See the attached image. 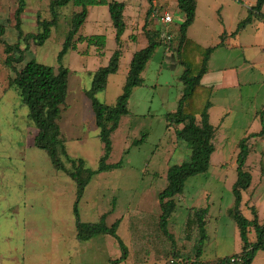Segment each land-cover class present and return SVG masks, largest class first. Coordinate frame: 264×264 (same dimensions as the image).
<instances>
[{
    "label": "rangeland",
    "instance_id": "374dc122",
    "mask_svg": "<svg viewBox=\"0 0 264 264\" xmlns=\"http://www.w3.org/2000/svg\"><path fill=\"white\" fill-rule=\"evenodd\" d=\"M115 1L124 4L127 25L122 36L124 41L119 47L121 55L118 70L108 77L105 89L95 95L98 102L106 105H113L121 94L133 54L147 45L138 21L142 19L144 22L146 10L141 6L144 7V2H147L149 8L148 0ZM225 1L228 0H199L200 13L204 16L208 28L213 25L218 30L223 26L218 21L223 15L221 12L219 14V7L224 9L226 16L228 11L237 6L231 4L228 7L223 4ZM252 1L245 0L246 3ZM49 2L50 0H24L25 8L21 16L24 33L37 32L38 15L42 19H51ZM167 3L166 0H157L154 6L158 8V13L162 12L159 7L162 6L163 9V5L166 6ZM213 4L215 6L212 8ZM16 7L17 0H0V25L5 28L3 40L9 44L17 42L14 30ZM173 9L170 10L176 11V6H173ZM78 11L79 8L72 4L63 8L56 26L52 28L49 38L43 45L37 46L33 42H29L28 45L22 43L21 48L27 47V51L24 53L23 62L16 64L15 68L19 70L29 60L34 59L54 69L63 66L69 70L68 96L61 115L60 132L69 156L84 160L87 168L96 170L103 150L97 136L98 128L94 123L91 102L85 91L90 88L92 73L108 64L117 47L108 7L88 6V14L78 37L102 35L106 38L105 49L97 52L95 47L88 48L87 43L76 41V49L67 51L59 62L57 55L70 28L72 15ZM134 17L137 18L136 23ZM181 21V15L178 13L176 25ZM227 22L225 19L224 24ZM256 24L260 45H264V22L259 19ZM176 25L171 24L169 27L161 24L157 27L154 25V28L160 30V38L166 42L167 35L172 36L171 40L174 39L175 30L172 28ZM211 30L215 32V29ZM208 32L212 33L210 30ZM174 41L173 46L176 44ZM4 59L3 45L0 44V264H25L28 255L29 258L34 255V247L31 251L27 248L25 250V233L28 229L21 224V219L12 207L20 197L18 190L28 185L29 179L23 177L27 171L31 169L30 174L34 171H45V176H50V172L57 170L54 169L46 152L33 146L37 129L27 117L28 109L20 102L18 89L13 83L15 75L4 64ZM259 71L260 75L261 72L264 74V66L259 67ZM254 72L256 73H249L245 79L255 86L263 84L255 87L259 88L256 100L246 97L247 89L241 93L230 92L227 106L234 113L217 133L215 153L210 160L208 171L188 178L182 195L176 198V211L166 224V230L172 236L173 243L163 235L160 228L156 230L159 240L155 245L163 249L161 252L163 260L169 254L166 250L170 245H174L173 247L178 250V253L173 252V256L177 254L181 255L180 257H192L191 252L198 239L197 232H193L188 241L184 237L187 210L192 207L208 209L205 227L207 237L201 255L204 259L213 260L220 256L240 254L242 242L231 212L234 208L233 185L237 180V144L244 134L242 131L247 127L248 136H256L249 141L251 152L244 169L251 175L252 180L249 188L242 192L240 210L248 220L253 218L254 210L258 221L264 222V135L258 136L264 131V117L262 120L250 118L251 110L254 108L260 110L261 105H264V76H259L257 70ZM181 74L182 68L176 63L174 52L165 51L163 46H159L141 74L142 85L135 88L130 96L129 114L120 119L118 129L111 135L112 151L107 163L121 162V166L97 173L96 179L91 182L98 191L96 196L101 195L104 198L102 203L96 205V210L99 208L100 213L106 211L100 209V206L111 208L113 199L116 200L115 217L105 221L107 226H112L116 219L123 218V222L119 228L117 225L116 230L120 243L112 236H108L115 264L125 259V263H140L138 261L140 245L134 240L138 235L136 229L143 225L139 221L142 219V222L146 220L151 223V219L154 220L152 215L156 213L155 206L158 209L157 195L167 186L168 168L190 159L191 152L187 144L176 139L174 130L167 127L165 118L166 114L174 112L177 108L183 88ZM255 74H258L257 77ZM140 139L143 141L133 145ZM159 211L158 209L157 212ZM150 229L152 230V226ZM249 238L254 240L253 232L249 234ZM154 255L148 253L146 260L154 261ZM34 260L33 256L32 262ZM251 264H264V251H258Z\"/></svg>",
    "mask_w": 264,
    "mask_h": 264
},
{
    "label": "trees",
    "instance_id": "16d2710c",
    "mask_svg": "<svg viewBox=\"0 0 264 264\" xmlns=\"http://www.w3.org/2000/svg\"><path fill=\"white\" fill-rule=\"evenodd\" d=\"M149 8L142 27V33L147 41L145 48L136 51L129 64V69L122 87V92L113 105H106L96 100L95 95L105 89L108 77L117 72L121 55V37L126 30L124 18V4L115 0H50L48 9L51 19H42L37 16V32L24 33L22 30L21 16L24 12V0H17L14 11V30L17 35L15 44L6 43L3 40L5 28L0 25V44L3 45L5 55L4 64L10 68L15 77L13 83L18 89L20 102L27 107L28 119L34 124L37 133L34 136L33 146L43 150L48 155L53 167L57 171L66 173L76 185V199L73 206L75 226L78 241H88L94 236L106 234L120 239L116 234L118 221L112 226H107L102 217L96 223H82L78 214V202L91 178L97 173L107 172L121 166V162L108 164L112 151L111 135L118 129L119 121L129 114L128 101L133 90L142 85L141 74L154 51L163 46L166 50L174 52L176 63L182 68L180 81L182 92L174 112L166 114L167 127L174 130L176 139L187 144L191 155L189 161L179 165H172L166 173L167 186L158 194V203L161 210L159 228L167 239L172 236L166 230L167 221L172 217L177 208V200L183 193L184 184L190 177L205 174L210 166V158L215 149L217 129L209 123L208 111L211 107V89L201 84L203 75L207 72L209 58L214 49L224 42V35L217 46L203 48L187 37V30L195 19L196 0H177V10L182 21L177 25L174 39L163 41L160 38V30L154 28L155 21L159 18L158 8L153 5V0H148ZM72 4L79 8L71 18V24L66 33L62 49L57 55L60 62L69 50L76 49V41L87 43L88 48L95 47L98 52L106 47V38L102 35L78 37L79 30L86 20L88 6L106 5L108 7L112 27L115 31L114 42L116 49L112 53L108 64L95 70L91 77V85L85 91V95L91 102L94 114V123L98 128V138L102 144L103 153L99 158L96 170L86 167L84 160L74 159L67 153L65 140L59 128V121L63 107L68 96L69 70L63 66L54 69L50 66L38 63L34 59L29 60L19 70L15 68L24 60L27 47L21 48V44L29 42L41 46L49 38L52 28L57 24V19L63 8ZM264 0H256L254 6L247 10V17L240 21L236 30L231 34L235 36L253 20H264L262 7ZM162 7V6H161ZM160 10L162 11L163 9ZM164 8V7H163ZM153 24V25H152ZM175 40V41H174ZM176 44L173 46L172 42ZM264 111L260 113L262 120ZM264 135L261 131L258 136ZM256 135H249L241 139L237 144V180L233 185L234 208L231 215L238 226L242 248L239 255L240 264H251L258 251H264V222L260 223L253 210V218L246 219L240 210L242 192L251 184V175L245 171L244 165L251 152L249 141ZM137 140L133 145L142 142ZM69 165V166H68ZM254 208V207H253ZM207 208H189L185 222V239L188 241L193 232H197V241L194 243L192 257H180L192 261V264H224L228 257L219 258L213 262L201 261L202 248L206 240ZM253 232L254 240L249 234ZM172 241V240H171ZM173 243V241H172ZM174 246V245H173Z\"/></svg>",
    "mask_w": 264,
    "mask_h": 264
},
{
    "label": "crops",
    "instance_id": "0c3cea01",
    "mask_svg": "<svg viewBox=\"0 0 264 264\" xmlns=\"http://www.w3.org/2000/svg\"><path fill=\"white\" fill-rule=\"evenodd\" d=\"M166 1H168L166 5L168 7L163 5V9H167L171 16V21L166 25L170 27L171 24H177L175 21L179 12L177 10V0ZM156 3L157 0H153V5ZM255 3L256 0H253L251 3H246L245 0H228L223 2V4L228 7H230L231 4L237 6L233 7L231 11H228L226 16L224 15V9L219 7L218 12L219 14L221 12L223 15L218 21L223 26H220L217 30L216 27L212 25L211 28H213V30L215 29V32H213L211 28L207 27V22L202 13H200L199 0H196L195 19L187 30V37L203 48L217 46L221 41V36H225L223 44L216 47L212 52L208 61L207 72L201 79V84L211 89V107L208 111V116L209 123L217 129L216 138L219 129L223 125H226L230 115L234 113L233 110L227 106L230 101V92L233 93L238 91L241 93L243 90L247 89L246 97L250 98V100H256L259 88L256 89L255 87L263 85L260 83L259 86H255L254 83L246 81L247 79H245L248 77L249 73H256L254 72L256 70L259 76H264L262 72L260 75L259 71V67L264 66V45H260L258 26L256 24L257 20H253L246 25V27L235 36L231 35L236 30L238 23L247 17L248 8L254 6ZM142 6L141 8H144L147 12V2H144V7ZM173 6H176V11L170 10L171 8L173 9ZM213 6L215 5L213 4L212 8ZM263 8L264 7H262V13L264 14ZM146 12L144 15L145 18ZM161 15L162 12L161 14L159 13V16ZM225 19L228 20L227 24H224ZM141 20L142 19L138 21V24L141 26L142 32L145 19L144 22ZM136 22L137 18L134 17V23ZM157 24L161 25L158 19L156 20V24H154L156 25L155 27L158 26ZM176 28L177 25L172 29L176 30ZM209 30L212 32L211 34L208 32ZM123 41L121 37V42ZM256 75L258 74H255V76ZM261 77L259 80H261ZM262 111H264V105H261L260 110L254 108L250 111V118L254 120L257 118L260 119V113ZM242 112L244 113L245 110H242ZM262 115L264 117V113ZM60 124L61 122L59 121V125ZM248 129L249 127H247L245 131H242L244 134L240 137V140L248 136ZM213 153H215V149ZM30 171L31 169L23 176L29 179L28 185L18 190L20 197L12 207V210H15L19 219H21V224H24L28 229L25 233V250L27 248L28 251H31L34 247V255H32V258H29L28 255L25 264H115V259L112 258V252L110 251L111 242L108 238L109 235H97L88 241L80 242L77 240L75 217L73 214V206L76 199V185L73 180L62 171L50 172V176H45V171H34L31 174ZM96 177L97 174L91 178L90 183L93 179H96ZM89 184L85 188L77 206L80 221L82 223H96L102 217L105 218V221L110 220V217H115V198L112 201L113 204L111 208L100 206V209H106V211L100 213L99 208L96 210V205L102 203L104 198L99 195L98 199L96 196L98 194L96 186L93 187L92 183V186ZM141 201L143 202V199H141ZM105 204L108 205V202ZM156 207L157 206L154 208L156 213L154 215L151 214L154 220L151 219L152 222L148 223L146 220L142 222L141 219L139 222L143 225L136 229L138 235L134 240L135 242H139L140 249H138V252L141 257V260H139L140 257L138 259V261H140L138 264H166L168 258L174 254L173 252L178 253V250H176L173 245H170L166 250L169 254L163 260L161 253L163 249L155 245L159 240L156 230L159 229L158 222L161 215L159 203V212H157L158 209ZM117 220L119 221V228L120 224L123 222V218L116 219L115 221ZM151 226L152 230L150 229ZM153 226L155 227L154 229ZM34 242L36 243L33 246ZM152 243L154 244L151 245ZM182 248L183 246H181L180 249ZM138 252L136 251V253ZM148 253L155 254L154 261L146 260ZM33 256L35 260L32 262ZM223 257L226 256H220L213 260H207L201 256L200 259L203 262H213ZM125 262L126 259L119 264L130 263Z\"/></svg>",
    "mask_w": 264,
    "mask_h": 264
},
{
    "label": "built area",
    "instance_id": "2783aa9c",
    "mask_svg": "<svg viewBox=\"0 0 264 264\" xmlns=\"http://www.w3.org/2000/svg\"><path fill=\"white\" fill-rule=\"evenodd\" d=\"M160 24L167 25L171 21V16L168 13L167 9H163L162 15L158 18ZM264 22V20H263ZM171 35H167L166 39H171ZM242 262V259L240 256H229L227 261L224 264H240ZM166 264H192L191 260L180 258V257H174L171 256L168 258Z\"/></svg>",
    "mask_w": 264,
    "mask_h": 264
}]
</instances>
